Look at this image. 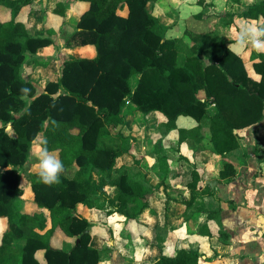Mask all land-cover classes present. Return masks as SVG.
Instances as JSON below:
<instances>
[{"label": "trees", "instance_id": "16d2710c", "mask_svg": "<svg viewBox=\"0 0 264 264\" xmlns=\"http://www.w3.org/2000/svg\"><path fill=\"white\" fill-rule=\"evenodd\" d=\"M33 1L0 0V217H6L10 226L0 244V264H42L36 259L41 248L46 249L47 264H98L101 251L90 244L92 222L74 213L76 204L105 209L109 203L113 207L109 212L135 219L149 207L150 195L159 187L118 166V159L130 150L123 131L125 115L160 111L167 117L159 125L163 134L175 131L180 144L193 139L226 156L240 147L237 129L264 119V53L252 52L257 79L244 58L215 40L214 33L193 34L191 46L183 37L167 38V26L147 8L156 0H79L89 5L67 44H91L96 55L65 58L60 77L38 92L22 68L47 63L29 55L51 45L55 30L30 34L19 15ZM56 11L65 14L62 4ZM239 16L264 24V0ZM221 20L232 25L236 14L227 13ZM22 89H28L27 94ZM180 115L192 116L199 124L180 128L176 123ZM41 133L65 167L60 183L53 186L42 184L37 172L27 175L37 208L50 211V229L43 211L22 210L23 168ZM155 151L159 173L166 175L170 163L161 142ZM74 165L78 167L69 175ZM236 173L234 163L225 159L218 177L230 180ZM191 174L190 197L179 200L187 205L186 217L193 205H205L206 196L218 199L215 190L199 189L197 167ZM107 185L117 187L114 195L107 193ZM217 216L218 211H209L210 218ZM57 227L80 241L69 251L52 247ZM206 227L200 233H210ZM202 256L199 245H192L142 264H200Z\"/></svg>", "mask_w": 264, "mask_h": 264}, {"label": "crops", "instance_id": "0c3cea01", "mask_svg": "<svg viewBox=\"0 0 264 264\" xmlns=\"http://www.w3.org/2000/svg\"><path fill=\"white\" fill-rule=\"evenodd\" d=\"M57 1L38 0L37 3L40 5V9L42 4L46 6L44 14L38 13L36 15L34 13V15H28L27 13L28 21L24 20L23 13L25 8L30 7L31 9L32 4L25 7L19 15L20 19L27 21L26 25L32 35H47L48 29L55 30V33L51 35L54 42L32 56L47 61L45 65H36L30 68L29 71L31 80L37 86L38 92H42L50 80H57L60 77L62 61L65 59H62L61 55L65 54V51H78L80 55L72 53L69 55L76 57H94L96 55V49L91 44H78L76 42H73L74 45L72 46L67 44V40L71 39L72 35L76 33L80 15L88 8L89 3L79 0ZM217 1L220 0H178L176 10L181 12L182 16L185 13L188 16L190 14V17L201 14L204 23H207L206 19L213 17L212 19H216L217 22L220 20L221 25L213 24L214 26L210 28L182 29L181 31L180 29L168 28L166 37H183L191 46L193 45V34L214 33V39L220 43L227 46L233 43L234 33L231 29L233 26L227 25L221 20V17L227 13L222 16L220 14L218 18L215 15L217 11H221L218 9L219 6L217 7ZM257 1L260 0H235L237 7L234 9L236 10L229 12L236 14L234 28H238V21L242 19L257 22L256 19H246L239 16L249 5ZM152 2L157 4L158 0L150 1L148 5ZM60 4L64 6V15L56 11ZM205 6L211 7L214 11L212 13H209V11L204 12ZM161 10L159 8V11ZM126 12L127 8H124L123 13ZM153 14L161 20L162 15L160 12ZM42 16H44V22L46 21L45 25L41 23ZM32 27L42 32L36 34L32 31ZM224 27L226 29H223ZM47 49L50 50L47 53L50 52L54 55H46ZM253 50L249 48L245 51H233L244 58L250 74L259 79L260 75L254 71L253 60H251ZM39 53L40 55H38ZM128 116H136L142 122L145 120L144 116L146 119L148 118L147 121L153 127L152 129L159 134L152 145L155 146L157 142H161V146L169 158L170 171L166 175L159 173L158 154L155 148L149 152V147L152 145H150V139L146 138L148 142L138 141V145H135V143L129 152L124 153L118 159L119 167H127L136 177H147L154 186H159L150 196L149 207L143 213L135 219H127L126 216L118 212H109L113 210L112 206L109 207V203L106 204L105 209L89 207L84 203L76 204L73 210L74 213L84 216L92 222L90 244L101 251L98 264L153 262L162 254L175 255L178 250L190 248L192 245H199L200 251L203 253L201 264H264V160L262 162L263 168L260 170L252 169V167L248 168L246 162L252 158L255 159V156L252 157L255 154L245 149L247 148L245 141L263 139L264 133L257 130L261 127L264 128V119L251 126L237 129L238 136L241 134L239 136L240 147L228 153L227 155L231 154L230 157H226L227 155L218 154L212 148H202L193 139H187L180 144L178 134L175 131L167 135L163 134L159 129V125L167 121V117L160 111L145 114L136 110L125 115V123L130 118ZM176 123L180 128H192L199 124L195 118L186 115H180ZM203 134L207 138L210 137V132L207 133L205 127L203 128ZM167 136L170 138L168 142L162 139ZM38 151L35 150L34 152L35 159H29L26 166L24 165L26 176L23 182L25 190L21 196L22 210L26 213L43 211L48 217L46 229H50L52 227L50 211L47 208H37L34 201L35 194L27 179L28 174L37 172L36 153ZM55 152L58 154L57 151ZM225 159L232 161L237 169L236 175L230 180H223L218 177ZM77 167V165H74L69 168L70 173L68 174L72 175ZM194 167L198 168L201 176L199 189L215 190L218 199L213 195L206 196L204 198L205 205L202 207L199 206L201 204L193 205L187 213L188 217H186L187 205L179 200L190 197L191 190L187 183L192 178L191 171ZM105 190L108 194L114 195L117 187L107 185ZM176 194L182 197L175 196ZM153 198H155L154 201ZM210 210L218 211V216L210 218ZM204 226H207L205 232L210 231V233H200V229ZM8 228H10L8 219L0 217V244ZM112 229L113 233H111ZM79 241V237L66 235L61 228L57 227L51 237V246L69 251ZM106 245L111 247L112 250L103 251ZM36 259L42 264H47L46 249L37 250Z\"/></svg>", "mask_w": 264, "mask_h": 264}, {"label": "rangeland", "instance_id": "374dc122", "mask_svg": "<svg viewBox=\"0 0 264 264\" xmlns=\"http://www.w3.org/2000/svg\"><path fill=\"white\" fill-rule=\"evenodd\" d=\"M37 1L38 0H34L33 1L31 9H30V7L24 9V13H25V14L23 13L24 20L25 19L26 20L28 19V16H26L27 13H28V15L29 14L30 15L31 14L34 15V13H36V15L38 13H41V15L44 14V8L46 6H44L42 4L41 5L42 8L40 9V7H39L40 5L37 3ZM54 1L58 2L57 0H54ZM71 1H73V0H71ZM231 2H232V0H226V1L225 0H220V1H217V7L219 6L218 9L221 10L219 12L217 11V13L215 14V15H217V18L220 17V14L222 16V15H225L226 13H229L230 11L236 10V9H234V8L237 7V5L235 3V0L233 1L232 4H231ZM225 3H227V4H225ZM177 4H178V0H158V3L157 4L155 2L150 3L148 5V9L151 10L153 13H156V12L159 13L160 12V14L162 15L161 16V20L163 21L164 24L167 25V29L168 28L169 29H180V31H181L182 29H205V28H210V27L214 26L213 24H215L217 26H220L221 25L220 20H218L219 22H217L216 19H212L213 17H210V18L206 19L207 20V23H204L202 21V15L201 14H196V15H194V17H190V14L188 16V14L185 13L186 16L185 15L182 16L181 15V12H178L176 10ZM229 4H231V5H229ZM53 5H50V6H53ZM159 8H161L162 10L159 11ZM26 9H30V10H26ZM6 10L7 9L4 8V10L2 12V14H3L2 16L6 15L5 14V11ZM206 11H209V13H212L214 10L211 9V7L209 8V7H206L205 6L204 12H206ZM43 17L44 16H42L41 23H42V25L43 24L45 25L46 21L44 22ZM231 26H233V27H231V29H233L235 25L233 24ZM31 29H33L32 31L35 32L36 34H38V32H40L38 29H34L33 27ZM223 29H226V27H224ZM74 43L71 44V46L74 45ZM47 51H50V50H48V49L46 50V55H52V56L54 55V54H52L50 52L47 53ZM65 52H66L65 54L61 55V58L62 59L66 58L71 53L72 54H79L78 51H76V50H71V52L68 50V51H65ZM38 55H40V53ZM32 56H34V55H29V57H32ZM22 71H23V73H24L25 76H27V77H30L31 76L30 73H29L30 68L28 66H25L24 68H22ZM145 114H148V113H145ZM128 117H130V116H128ZM144 118H145V120L142 122L140 119L136 118V116H132V117L128 118V120L126 121V123H124L123 131L125 130L124 133L127 136H129V138L127 139V144L128 145L130 144L129 149H132L134 147V144L135 143H136L135 145H138V141L139 142H141V141L148 142L146 140V138L150 139L149 140L151 142L150 145H152V143H154V141L157 139V137H159V134L157 133V131H154V129H152L153 127H151V124L148 123V121H147L148 118L146 119L145 116H144ZM7 130L10 133H14V130H13V128L10 125H8ZM205 131H207V133L209 132V130H208L207 127H205ZM257 131H261V132L264 133V128L261 127ZM39 136L40 137H43V134L41 133ZM139 136H140V138H139ZM239 136H241V134H239ZM262 138L263 139L260 138L259 141L258 140L256 141L254 139L252 141H245L247 143V145H246L247 148H245L246 151H252V154H255V155H252V157L255 156V159L252 158L251 160H248L246 162V164L248 165V168L252 167V169H255V170H260L261 168H263L262 167V162L264 160V137L262 136ZM162 139H165V141H167V142L170 141V138H168V136L167 137H163ZM165 141H164V143H165ZM138 148H139V146H138ZM154 148H155V146L153 144L151 147H149V152L152 151ZM38 149H39L38 144L37 143H33L32 147L30 149V152H29L28 160L29 159H32V160L35 159L34 158L35 157L34 152H35V150L38 151ZM230 156H231V154L230 155H227L226 157H230ZM27 161L25 163V166L27 164ZM179 194H176L175 196H181ZM154 199L155 198H153V201H154ZM110 206L111 205L109 204V207ZM112 208H109V209H112ZM111 233H113V229H112ZM106 238H107V236H106ZM105 250L108 252V250L111 251L112 248L106 245L104 247L103 251H105ZM201 261H202V259H201ZM201 261H200V264H201Z\"/></svg>", "mask_w": 264, "mask_h": 264}, {"label": "clouds", "instance_id": "9594fccd", "mask_svg": "<svg viewBox=\"0 0 264 264\" xmlns=\"http://www.w3.org/2000/svg\"><path fill=\"white\" fill-rule=\"evenodd\" d=\"M234 42L228 45L230 50L245 51L249 48L264 53V24L256 21L240 20L238 28L232 29ZM27 94L28 89H22ZM40 150L36 153L37 175L42 184L53 186L60 183L65 171L63 161L54 150L47 148V139L37 136L34 140Z\"/></svg>", "mask_w": 264, "mask_h": 264}]
</instances>
